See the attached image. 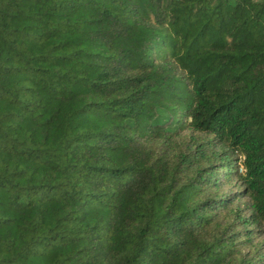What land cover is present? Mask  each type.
Segmentation results:
<instances>
[{"label": "trees", "instance_id": "1", "mask_svg": "<svg viewBox=\"0 0 264 264\" xmlns=\"http://www.w3.org/2000/svg\"><path fill=\"white\" fill-rule=\"evenodd\" d=\"M0 264H264V0H0Z\"/></svg>", "mask_w": 264, "mask_h": 264}]
</instances>
